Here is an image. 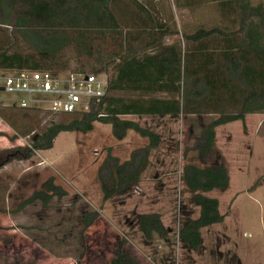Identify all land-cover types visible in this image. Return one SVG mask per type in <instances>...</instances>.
<instances>
[{
    "label": "trees",
    "instance_id": "trees-1",
    "mask_svg": "<svg viewBox=\"0 0 264 264\" xmlns=\"http://www.w3.org/2000/svg\"><path fill=\"white\" fill-rule=\"evenodd\" d=\"M119 1L0 0V24L15 28L12 35L14 41L10 42L9 39L0 46V70L50 71L55 74L69 71L64 50L74 47L79 52L91 54L93 34H104L120 28L111 9ZM217 1L222 8L236 11L235 27L238 25L239 29L228 32L221 28H201L192 34L182 35L187 43L184 47L178 43L165 44L166 38L174 33L169 31L166 24L154 21L144 2L132 0L133 23L150 30L145 43L133 44L138 36L131 34L123 38L119 52L99 54L91 64V72L108 76L106 96L100 103H93L88 112L63 115L61 122L44 128L34 139L33 147L27 150L29 156L37 150H51L60 134H86L94 130L95 123L111 125L117 141H123L129 131L148 139L149 144L133 151L128 161L121 162L110 153L99 169L103 201L108 202L129 194L139 185L152 151L161 143L158 133L127 119V116L173 118L181 115H216L204 121L195 140L193 151L202 166L188 164L182 173V181L191 193L192 205L199 209L197 218L185 217L179 232L181 244L191 251H198L202 247L203 229L222 224L226 219V215L220 213L219 200L206 196L215 190L226 191L230 186L228 169L222 155L216 151V129L236 121L244 123L247 114L264 115V45L260 42V38H264V0L257 3H253V0ZM251 22L260 30L256 43L245 46L235 39L236 43L225 46L227 50L222 52L223 40L230 42L231 38L243 36ZM246 49L254 51L256 57L263 58V84L260 91L252 89L248 100L242 99L238 104L240 110H236L241 92L237 84L238 81L242 82L245 70L241 53ZM222 60L227 62L225 68ZM74 71L84 70L78 68ZM160 93L166 96H160ZM229 106L234 110H230ZM9 110L16 111L21 117L10 123L17 132L11 141H16L19 135L30 134L34 128L33 121L38 123L39 115L43 114L39 110L17 106H11ZM0 116L6 118L5 114ZM214 153L217 154L216 162L206 165L207 159ZM44 189L24 201L18 212L36 202L47 206L56 196L65 195L62 188L54 183V178L44 184ZM100 217V212L96 210L84 213L83 237ZM137 226L146 243L165 240L170 233L163 224L162 215L158 213L139 215ZM127 244L126 239H121L114 257L106 264H141L137 256L128 250Z\"/></svg>",
    "mask_w": 264,
    "mask_h": 264
},
{
    "label": "rangeland",
    "instance_id": "rangeland-1",
    "mask_svg": "<svg viewBox=\"0 0 264 264\" xmlns=\"http://www.w3.org/2000/svg\"><path fill=\"white\" fill-rule=\"evenodd\" d=\"M140 1L148 6L156 23L166 24L174 33L166 38L165 44L178 43L184 47L187 43L182 35L191 31V26L195 29L205 22L214 25L213 6L219 4L217 0H209L213 4L209 5L211 8L200 12L197 0ZM111 9L120 28L93 34L91 54L79 52L74 47L64 50L69 71L82 68L92 73L91 64L99 54L119 52L123 38L131 34L138 36L133 44L145 43L150 30L133 23L132 0H120ZM14 33V27L0 24V46L9 39L13 42ZM10 107L0 103V114L6 115V118L0 116V264H106L114 257L121 239L127 240V248L132 252L133 245L138 246L140 240L133 235L138 229L139 215L161 211L166 215L167 225L177 223L179 217L183 223V215L188 211L193 218L198 217L199 209L192 205L191 193L182 181L184 166H202L193 151L200 131L196 129L193 136L187 118L176 121H181L182 127L177 124L171 134L164 131L165 141L151 154L143 183L139 185L142 191L136 187L125 196L104 202L98 173L109 154L126 162L133 151L144 148L143 142L149 144L148 139L142 141V137L130 131L126 139L117 141L111 125L95 123L92 132L62 133L55 140L53 149L37 150L29 156L27 150L33 147L34 139L44 128L61 122L64 116L40 114L38 123L33 121L30 134L19 135L16 141H11L17 132L10 123L21 117L16 111H10ZM147 120L145 122L153 129L173 121ZM141 126L145 127L142 122ZM223 132L231 133V141H226L220 134L217 147L223 152L230 186L226 191L216 190L208 195L219 200L221 214L229 213L218 230L221 228L230 238V244L245 264H264V127L258 135L252 124V133L247 137L239 124H233ZM216 151L219 152L217 148ZM215 153L207 159L206 165L216 162ZM51 178L65 195L56 196L47 206L36 202L18 212L24 201L45 190L44 184ZM88 210L99 211L101 217L83 237L82 217ZM165 247V252H170L171 246L167 242ZM188 260L182 262L181 254L177 252L173 263L183 264Z\"/></svg>",
    "mask_w": 264,
    "mask_h": 264
},
{
    "label": "crops",
    "instance_id": "crops-1",
    "mask_svg": "<svg viewBox=\"0 0 264 264\" xmlns=\"http://www.w3.org/2000/svg\"><path fill=\"white\" fill-rule=\"evenodd\" d=\"M208 1L209 0H197L198 3L196 5L198 8L200 7V10H199L200 12H201V10L206 11L207 9L211 8V6H209V5H213V4L209 3ZM254 2L255 1L253 0V3ZM213 7H214L213 10H215V13H216V15L214 16V21H215L214 25H207L206 22L205 23H199V25H197L195 29L193 26H191L190 27L191 31H189V32L187 31L186 34H192L196 30H199L201 28L207 29V30L213 29V28H221L222 30L228 31V32H233L235 29L236 30L239 29L238 25H237V27H235L236 11L230 10L229 8L226 9L225 7L222 8L221 6H219V4H216V6H213ZM185 8H188V7L186 6ZM215 23L217 25H215ZM190 25H192V23ZM258 37H260V30H257L255 23L251 22V24H249V26L246 27V33L243 36L240 35V36H238V38H231L230 42H226L225 39L223 40V42H222L223 51L222 52H226L225 50H227V49H225V46H230V45L233 46L236 43V40L238 43L242 42L243 45L247 46L250 43L254 44V42L258 39ZM260 42L262 45H264V38L263 37L260 38ZM229 51L231 52V50H229ZM243 51L244 52L241 53V55H242L241 56L242 57L241 62L243 63L245 70H244V78L242 79V82L238 81V84H237V86L241 90V92L238 96L239 102L237 103L238 109H236V110H240V105H238V104H240L242 99L248 100L249 93L252 89L260 91V89H262V84H263V75H262L263 74V66H262L263 58L261 56L256 57V55L254 54V51H251V50L249 51L247 49L243 50ZM209 52H212V51H209ZM222 64H223V67L225 68V64H227V62L222 60ZM159 95L166 96V94H164V93H160ZM228 108L232 111L234 110V107L229 106ZM215 116L216 115H214V114L213 115L212 114L207 115V116H199V117H196L195 115H191L188 117L181 115L179 117H173V118L170 116H165V117H162V116H143L144 120L143 119L140 120L141 117L138 119L139 116H127L126 118L129 120L136 121L140 125L142 122V124H144L146 128L148 127L149 129H151L152 131H154L160 135V137H161L160 146L157 149L153 150L156 152L163 145L162 144L163 141H165L163 139V133L165 130H167L166 132L170 133V131H172L171 129H176L177 124L179 127L180 126L182 127L181 121L179 123L176 122V121H179V119L182 120L181 117L187 118V122L190 123L189 125L191 128V134H193V136H194V132L196 131V129L198 131H201V129L204 125V121L206 119H210V118L215 117ZM147 118H150V119L158 118V119H162V120L169 119V120H173V121L171 124H168L166 126L163 125V126H160L159 128L153 129V128H151L152 126H150L147 122H145L147 120ZM233 124H239L240 125L245 137L249 136V134L252 133V124H253L257 134L261 135L262 134L261 131L264 127V115L258 114V113L247 114L245 116V122L244 123L242 121H236L233 123H229V124L220 126L216 129V148L220 152V154L222 155L223 160H224L223 152L217 147V144L219 142V137H221V135L223 138L226 139V141H231V133L223 132V131L225 129H229L230 126ZM128 135L129 134H127V136ZM142 139H143L142 141H144V138H142ZM171 139H173V137H171ZM146 145L147 144H145V142H143L142 147H145ZM153 151H152V153H153ZM149 163H150V161H149ZM144 174L142 175L141 182L139 183V185H141L143 183L142 181H143ZM139 185L137 187L139 188L140 191H142V189ZM181 185H182V181H181ZM181 185H179L178 188H181ZM213 192L206 194V196L210 195ZM219 210H220V208H219ZM152 213H158V214L162 215L163 224L170 231V233H169L168 238L165 240H159L158 239V240H155L153 242L146 243L143 239L142 234L138 231V229L135 230L136 233L133 236H135V238H138L140 241L138 243V246L133 245V247H134L133 253H135L137 258L140 260L141 264H167V261H169V264H174L173 263L174 255L177 252H179L181 254V261L182 262H183V259H186V258L190 259V260L184 262L183 264H245L244 260H242V258L239 256L236 248L230 244V242H229L230 238H228V236L226 234H224L223 230L221 231V228H220V230H218L219 226L222 227L225 224L226 219H225L224 223H222V224L213 225L211 227L203 229L201 232L202 237H203L202 247L198 251H191V250H188L187 248H185L179 240V232H180V229L182 226L181 217L178 216L179 219H178L177 223L173 222L170 225H167L165 223V216H166L165 213H163L161 211L160 212L159 211L158 212L157 211H155V212L150 211V212L144 213V214H152ZM222 215H226V218H227L229 213L222 214ZM187 216L192 217L193 215L191 213H189V211H188V212L184 213L183 217H187ZM165 242H167L168 246H171L170 252H165V251H167L166 247H165ZM202 258H204V260L201 262Z\"/></svg>",
    "mask_w": 264,
    "mask_h": 264
},
{
    "label": "built area",
    "instance_id": "built-area-1",
    "mask_svg": "<svg viewBox=\"0 0 264 264\" xmlns=\"http://www.w3.org/2000/svg\"><path fill=\"white\" fill-rule=\"evenodd\" d=\"M109 78L86 71L0 70V103L50 116L88 112L106 96Z\"/></svg>",
    "mask_w": 264,
    "mask_h": 264
}]
</instances>
